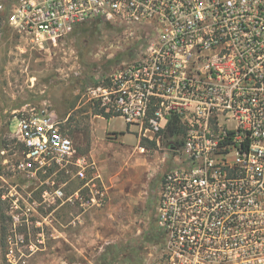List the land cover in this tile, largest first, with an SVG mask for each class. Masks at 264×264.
Wrapping results in <instances>:
<instances>
[{"label": "built area", "instance_id": "built-area-1", "mask_svg": "<svg viewBox=\"0 0 264 264\" xmlns=\"http://www.w3.org/2000/svg\"><path fill=\"white\" fill-rule=\"evenodd\" d=\"M0 19L38 45L98 21L142 42L83 97L121 116L139 146L175 129L146 264H264V0H0ZM18 118L20 173L66 169L85 180L87 197H75L101 206V175L88 177L94 162L57 113ZM73 196L63 186L44 194L48 203Z\"/></svg>", "mask_w": 264, "mask_h": 264}, {"label": "rangeland", "instance_id": "rangeland-1", "mask_svg": "<svg viewBox=\"0 0 264 264\" xmlns=\"http://www.w3.org/2000/svg\"><path fill=\"white\" fill-rule=\"evenodd\" d=\"M142 49L101 21L38 45L0 19V264H146L157 239L159 184L175 161L168 138L139 146L121 116L104 120L83 97ZM42 108L57 113L78 154L94 162L87 174L101 175V206L75 197L80 189L87 197L85 180L66 169L32 178L18 170V117ZM59 186L73 200L46 202L45 191Z\"/></svg>", "mask_w": 264, "mask_h": 264}, {"label": "trees", "instance_id": "trees-1", "mask_svg": "<svg viewBox=\"0 0 264 264\" xmlns=\"http://www.w3.org/2000/svg\"><path fill=\"white\" fill-rule=\"evenodd\" d=\"M94 107V111L96 114H100V115H103L104 117L106 118H110L112 117L110 114L108 113H103V111L99 108L98 105L96 106H93ZM63 129V128H62ZM174 130L175 129H171L170 130V133L166 134V137L168 138L169 135H173L174 134ZM64 131V130H63ZM65 133H67L65 131ZM141 145L144 146V147H147V148H156L157 147V142L154 140V141H151V140H148V139H144L142 142H141ZM1 198V196H0Z\"/></svg>", "mask_w": 264, "mask_h": 264}, {"label": "crops", "instance_id": "crops-1", "mask_svg": "<svg viewBox=\"0 0 264 264\" xmlns=\"http://www.w3.org/2000/svg\"><path fill=\"white\" fill-rule=\"evenodd\" d=\"M104 120H108V119H110V118H112V117H110V118H105V117H102ZM107 131H109V130H107ZM124 132V131H123ZM122 132V133H123ZM124 134V133H123Z\"/></svg>", "mask_w": 264, "mask_h": 264}]
</instances>
